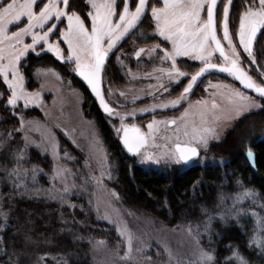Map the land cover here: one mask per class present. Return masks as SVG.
Returning <instances> with one entry per match:
<instances>
[{"label":"snow or ice","instance_id":"obj_1","mask_svg":"<svg viewBox=\"0 0 264 264\" xmlns=\"http://www.w3.org/2000/svg\"><path fill=\"white\" fill-rule=\"evenodd\" d=\"M75 4L76 0H0V83L6 86L0 90V105L10 109L17 119L18 127L7 134L8 142L14 139L15 134H19L20 140L16 143L23 144V148L12 150L15 164L7 170L8 178L19 179L31 175L35 186L37 172L43 171L36 165L24 166L27 163L25 156L29 145L36 144L29 134L31 125L39 123L37 117L29 119L24 110L32 105L41 108L44 106L41 91H29L25 85V61L29 52L37 55L47 52L58 61L71 63V70L86 82L103 113L107 117L119 119L118 126L110 124V127L118 134L123 149L138 157L141 163L186 164L200 157L202 152L206 153L210 142L220 141L223 125L253 109L264 110V104L260 103L264 101V63L258 59L254 47L258 34L264 36V0H239V11L236 10V0H86L88 10L83 14ZM146 19L154 24L153 33L159 39L149 47H139L134 56L140 58L142 54H146L158 59L162 66L145 73L132 72L129 68L127 74L133 79L141 76L153 78L155 83H149L146 87L147 95L154 99L161 91L169 93L173 82L180 83L182 79H187V83L176 98L160 100L138 110L140 113L152 114L146 125L147 131H144L138 123L128 122L126 119L137 115L135 108L121 112L110 106L106 93L112 95L113 90L111 87L105 89L103 77L107 72L110 56ZM13 27L16 28L15 31L12 30ZM26 38H30L31 42H26ZM62 45H66V49ZM121 55H124L122 51L116 55L118 62ZM178 58H189L199 62L200 66L194 72L182 70L178 66ZM213 72L227 74L243 88L230 83L208 81L205 90H212L209 96L190 100L194 86L206 74ZM252 73H255L256 78ZM34 74L37 77L52 75L58 81L63 80L61 73L51 67L37 68ZM67 83L71 90L72 82ZM246 90H252L255 95H250ZM140 91L143 92V89ZM119 96L128 99L125 91H120ZM138 98V95H133L131 100L134 103ZM21 101L22 108L18 107ZM184 102H187V107H183L178 116L162 119L156 117L158 110L182 107ZM56 127L59 125L49 128V135L37 144L44 151H51L52 187H34V191L36 195L43 191L47 193L46 198L75 208L77 205L71 201V196L88 192L89 185L99 188L104 178L113 179V173L107 164V153L95 159L96 149L92 145H89V153L83 164L75 170L61 163L58 141H55V132L52 130ZM162 129L167 134L159 136ZM49 136L52 137L51 142ZM158 137L164 141L163 144L157 143ZM5 143V140H0V148ZM73 143L76 141L73 140ZM64 155L67 156V152ZM247 156L254 167L251 148L247 149ZM69 159L75 161L76 157ZM97 168L101 170L100 175L95 174ZM237 183L240 181L237 180ZM13 186L21 187L15 181ZM24 188L25 192L21 195L29 191L27 185ZM107 191L110 199L107 201L106 213L107 208H112L113 202L120 199L115 189ZM89 195L91 197V193ZM241 198H249L253 204L261 200L250 188L243 189L237 199ZM2 199L0 196V200ZM88 203L92 205L93 200L90 198ZM79 207L83 210L84 206ZM225 207V211L218 213L225 225L233 217L239 223L241 214L247 215L251 210L236 204ZM260 207L264 209V204H260ZM95 210L99 217V201ZM0 214L7 219L6 213ZM252 215L257 220V231H264V216L255 211H252ZM104 218L115 224L120 236L126 237V250L120 259L125 262L137 260L144 247L142 244L134 245L138 238L128 229L126 222L121 228L119 220H111L108 214ZM211 222L212 215L209 214L208 220L201 225H187L184 231L190 243L183 252L174 250L167 240H159L163 252L167 254V259H162L161 264H212L217 261L216 256L213 257L210 251H206L210 249L215 252L212 247L215 241L210 232ZM202 233L208 234L207 247L202 243ZM2 239L0 237V242ZM253 241L258 242V238L252 237L249 245ZM225 247L230 249L231 256L223 258L224 264H231L233 259L236 264H249L237 246L228 244ZM157 256H161V253L158 252ZM144 259L151 261L152 258ZM10 264H16V261H11Z\"/></svg>","mask_w":264,"mask_h":264},{"label":"trees","instance_id":"obj_2","mask_svg":"<svg viewBox=\"0 0 264 264\" xmlns=\"http://www.w3.org/2000/svg\"><path fill=\"white\" fill-rule=\"evenodd\" d=\"M236 4V10L239 11V0H236ZM74 6L80 8L82 14L86 12L85 0H76ZM153 27L154 24L146 19L128 37L131 39L125 46H129L132 39L141 44L145 40H156V37H146L147 30H152ZM255 49L258 59L264 63V36L257 39ZM45 57V61L57 63L51 55L45 54ZM36 63L34 60L27 67V77L32 76L31 71ZM116 64L117 61L112 57L108 62L106 76L123 81L128 76L127 70L115 69ZM76 81L79 80L76 79ZM184 85L185 80L182 79L175 85V92L170 95L182 91ZM0 88L4 89L5 85L0 83ZM83 88L88 96L86 111L95 119L107 148L110 163L114 166L113 179L109 181V184L115 188H121L120 191L126 193V196H123L124 202L132 203L138 209L167 225H201L211 214L210 232L212 240L215 241L212 247L215 248L217 257L214 264H224L223 258L231 256L230 249L225 247L228 244L237 246L249 264H264V231L257 232L255 229L257 220L252 215V211H255L264 216V209L260 207V204H264V110L259 109L256 112L244 114L236 121L235 127L238 128L237 132L243 135L242 137L248 126L255 128L261 126L263 131L259 136L252 135L244 139L245 147L239 149L240 159H238L239 156L227 158L225 153H229L233 147L228 146V142H214L210 143L209 150L206 153L202 152L198 160L191 165L153 166L140 163L137 157L127 154L118 139V134L114 133L113 128L110 127V124L116 120L102 113L94 100L89 97L86 88L84 86ZM0 113V137H3L14 127H18V124L10 109L1 110ZM19 136L15 134L13 141H17ZM61 136L62 152H68L71 154L70 157H75L78 153L77 149L73 147L69 139ZM248 148H251L254 153V167L247 156ZM25 160L26 167L36 165L43 169L38 174L35 186L28 185L32 191H28L27 194L21 195L25 192L21 178H8V174L0 171V196L3 197L0 200V213L7 214V219L0 214V225L3 226L0 227V237L3 238L0 242V264H10L11 261H16V264H38V262L39 264H93L91 252L93 246L99 241L105 242L118 255L124 252V241L115 226L97 219L88 203V195L71 196V201L77 205L71 208L46 198L44 194L47 193L43 191L44 194L42 192L40 195L35 194L34 187L48 189L52 186L48 179L52 169V159L48 154L31 148ZM64 161L72 165L74 170L83 164L80 157H76L75 161L70 159H64ZM237 180L240 181L239 184ZM13 181L21 187L15 188ZM244 188L253 189L261 197L260 202L253 204L249 198L238 200L237 197ZM220 195L224 197L222 201L219 199ZM131 196L135 197L134 201L129 199ZM233 204L251 210L247 215L241 214L239 223L233 217L225 225L218 213L225 211V206ZM79 205L84 206L83 210ZM205 209L208 211H204ZM26 211H30L31 221L24 220ZM57 227L62 230L61 233L48 234L49 230L52 231ZM26 229L32 230L31 234L36 244L25 241ZM20 230H22L21 233ZM217 233L220 235L217 236ZM256 235L260 236V240L253 241L249 245L250 239ZM45 239L48 241L45 242ZM202 243L207 247V233H202ZM22 250L28 251V254H31L30 257L24 254L23 257ZM150 253L152 258L157 256L155 251ZM231 264H236V261L233 259Z\"/></svg>","mask_w":264,"mask_h":264},{"label":"rangeland","instance_id":"obj_3","mask_svg":"<svg viewBox=\"0 0 264 264\" xmlns=\"http://www.w3.org/2000/svg\"><path fill=\"white\" fill-rule=\"evenodd\" d=\"M87 10H88V6L86 7V11ZM20 26L22 27L23 25ZM12 30L15 31L16 28L13 27ZM136 32L138 31L136 30ZM146 37L147 38L155 37L153 33V29L147 30ZM156 38H157L156 40H151V41L145 40L144 43L142 44L139 43L138 41L134 42L136 40L133 39L131 40V42L129 43L130 44L129 47L125 48V50L123 51L124 55L120 56V58L122 57L123 59H125L124 62L128 61L126 64L127 69L130 68L132 72L145 73V72H150L154 67L162 66L158 59L148 57L146 54H142L140 58H136L134 56V52L138 50L139 47H149L150 44L152 45L153 43L158 42L159 38L158 37ZM53 39H55V37H53ZM26 42L30 43L31 42L30 38H26ZM165 46L167 47L168 45ZM62 47L66 49V45H62ZM45 54L51 55L57 61V63L53 61L52 62L47 60L45 61L44 60L46 58ZM34 60H36L37 63L33 66V69L31 71L32 76L27 77V69H28L27 67H29L31 62H34ZM178 61H179L178 66H180L182 70L189 72L196 71L200 66L199 62L191 61L189 58H178ZM134 62L137 63L138 65L137 66L134 65ZM214 62L216 61L214 60ZM60 66H64V67H60ZM40 67H44V68L51 67L57 69L61 73L63 80L58 81L52 75H48L46 77H37L34 74L35 69ZM193 68L195 70L192 71ZM71 69H72L71 63L68 62L61 63L50 53L44 52L40 55H37L35 53L29 52L28 57L25 61V75L27 77L25 81V85L29 91H33V92L38 90L41 91V94L44 99V106L43 108H41L36 105H32L30 106L29 109H25L24 111L26 112L27 117L29 119H31L32 117H37L39 120V123H34L33 125H31L29 134L31 138L36 141V144L29 145L27 152L31 148H35L39 150L41 153L48 154L52 159L50 149L48 151H44L42 148L37 147V144H40L43 138L49 135L48 133L49 128H52L53 125H59V127L53 128L52 130L55 132V141H58V151L60 152L61 163H64L68 167L73 168L72 165L67 164V162L64 161V159H69L71 154L67 152V156H65L64 153L62 152L61 144H60L62 137L61 135H63L64 137H66L71 141L73 147L78 151L75 157H80L82 162L84 161L85 156L88 155L89 153V145H92L96 149L95 159L100 158L104 153H107L108 155V151L104 144L102 136L98 130L95 119L90 117L88 112L86 111V107H87L86 99L88 96H86L87 94H85L83 86L79 84L81 82L76 81V79L77 80L79 79L74 75V72ZM252 74L254 78H256L255 73ZM103 80H104L105 89L111 87V89L113 90L112 95H107L106 93V99L109 101L112 108L121 112L130 111L133 108H135L137 110V115L126 119L128 120V122L138 123L144 131H147L146 125L147 122L151 120L152 114L140 113L138 110L142 107L150 106L154 102H160V100L167 101L170 99H174L181 92L180 91L178 93H175V96H170V94L175 92L174 89H175V85L177 84L176 82H173L170 85L169 93H162L161 91V93L156 94L157 98L154 99L152 96L147 95L148 89L146 87L147 84L149 83H155V80L153 78H144L141 76L136 79H133L131 76L128 75L125 80L119 81L115 77H113L112 79L111 77H107L105 75ZM183 80H185V85H186L187 79H183ZM68 81L72 82L73 88L71 90L68 87V83H67ZM208 81H212L213 83H230V84H234L236 87H239L237 83L233 80V78L228 77L227 74L212 73L204 78V80L201 83L202 85H200L199 92L193 93L192 95L190 94V100L194 101L196 99L209 96V92L212 90L211 89L207 91L205 90ZM41 84H43L42 89H41ZM141 89H143V92L140 91ZM0 90L3 89L0 88ZM120 91H125L128 94L127 100L124 97L119 96ZM87 92L89 94V97H91L94 100V98L91 96L88 90ZM249 94L253 95L251 93ZM133 95H138L139 97L138 99H136L134 103L131 100V97ZM218 102L220 101L218 100ZM260 103H262V101H260ZM18 107L20 108L23 107L22 101L19 102ZM183 107H187V102H184L182 107L177 106L176 108H169L167 110H158L156 113V117L158 119L176 117L183 110ZM5 109L6 108L3 105H0V112L1 110L5 111ZM6 110L8 111V109ZM258 110L259 109H253L248 113L256 112ZM45 113H47V115H45ZM110 118L116 120L115 122H112L113 125L116 126L119 125V119L117 117H110ZM239 119L240 117L222 126L220 130V135H221L220 141L210 142V143L228 142V146L232 145L233 147L231 151L229 153H225L227 154V158L239 156L238 159H240L241 154L239 153V149L241 147L242 149H244L245 147L244 139L252 135L259 136L263 132L261 126H258V128L260 127V129L255 128L253 126L250 127L248 126V129L245 131L244 137H242L243 135L238 133L237 132L238 128L235 127L236 121ZM31 129H38V130H31ZM165 134L167 133L162 129L159 136H163ZM0 140L6 141L5 146L0 148V171L3 172L4 174H8L7 170L12 168L15 164L14 159L12 157V150L16 149L17 147L23 148V144H17L16 141L15 142L13 141V139L10 142H8L7 135L0 137ZM19 140H20V136L18 137L17 141ZM49 140L51 142L52 137L49 136ZM73 140L76 141L75 144L73 143ZM157 143L163 144L164 141L158 137ZM77 145H79V147ZM81 148H83L84 150L81 151ZM137 159L139 161L138 157ZM107 164L111 168V171L114 175L113 172L114 166L112 165V163H110L109 156H108ZM144 164H151L153 166L174 165V164L165 165L163 163L160 165H156L153 163H144ZM52 165H53V159H52ZM100 171L101 170L97 168L95 174L100 175ZM38 174L39 172H37L36 174V179L39 176ZM51 174L52 173L50 172L48 177L49 181H51ZM21 180L24 185L33 186L31 175H29L28 177H21ZM109 181L110 180H108L107 178H104L102 186H100L99 188H96L93 185H89L88 192L82 193L80 196H84L85 194L88 195L87 197L89 199L91 198L93 200V204L90 205V207L95 213V216L97 217L98 220L107 222L115 226L114 223L109 222V219L104 218L105 214H108L111 220H119L121 228H123L124 223L126 222L128 229H130L133 232V234L138 238L136 241H134V245L142 244L144 247V251L142 255L137 258V260L125 262L120 259V257L123 256L124 252L121 255H117L115 254L116 252L110 249L105 242L103 244L96 243L97 246L96 247L93 246L91 252L92 255L91 261L93 262V264H161L162 259H167V254L163 252L162 245L158 243L159 240H167L170 243L171 247L176 251L183 252L186 250V248L189 246L190 243V239L184 231L187 225L184 224L167 225L165 223L159 222L150 214H147L144 211L138 209L132 203L130 204L129 201H128L129 203L127 204V202H124L123 199V196H126V193L124 191L121 192L120 191L121 188L118 189L115 188L114 186H111L109 184ZM79 182L80 181L77 180V183ZM108 189H115L119 193L120 199L119 201H114L113 207L107 208V213H106L105 208L107 205V201L110 199L107 191ZM28 190L32 191L30 190V187H28ZM89 193H91V197ZM44 195L47 196V194ZM223 198L224 197L220 195L219 199L221 201L223 200ZM129 199L134 201L135 197L131 196ZM97 201H99V205L101 209L99 217H98V213L95 210V205ZM113 209L118 210V212L114 211ZM29 217H30V211H26L24 220L31 221ZM255 227H256L255 229H257V225ZM31 231H32L31 229H26L25 232L23 231L25 233L24 236L26 239L25 241H27V243L36 242L33 239L34 236H32ZM60 231L62 230L59 229V227H57L54 228L52 231L49 230L48 234L52 233L56 235ZM21 232L22 230H20V233ZM40 235H42L41 232ZM256 237L258 238V240H260L259 235H256ZM121 238L124 241V251H125L126 237L121 236ZM45 240H46L45 242L48 241L47 239ZM181 241H183V244H181ZM151 251H155L156 255L158 252H160L161 256L153 257L155 258L154 260L151 257V253H150ZM21 254L23 257L24 255L30 257L31 255V254L29 255L28 251L25 250H22ZM144 257H151L152 259L151 261H148L145 260ZM185 259L187 260V257Z\"/></svg>","mask_w":264,"mask_h":264},{"label":"flooded vegetation","instance_id":"obj_4","mask_svg":"<svg viewBox=\"0 0 264 264\" xmlns=\"http://www.w3.org/2000/svg\"><path fill=\"white\" fill-rule=\"evenodd\" d=\"M259 37H260V35H259ZM258 37V38H259ZM149 38H152V37H149ZM257 38V39H258ZM131 39V38H130ZM130 39H128V37H126L125 38V40L124 41H122L121 42V44L119 45V47H118V49L116 50V52H115V54H113V55H111L110 56V58H109V60H111V58H112V56H114L115 57V60H116V55H119L120 54V52L122 51H124L125 50V48H128L129 46H125V45H127V42L130 40ZM133 40H135V39H133ZM131 42V41H130ZM134 42H137V41H134ZM256 43V42H255ZM130 45V44H129ZM150 46H151V44H150ZM254 47H255V45H254ZM122 49V50H121ZM124 60L125 59H123L122 57L120 58V62H118L117 60V64H116V67H115V69H117V70H120V69H126L127 70V67H126V64H127V62H124ZM59 62H61V63H66V62H64V61H59ZM109 62V61H108ZM122 62V63H121ZM131 64H133V63H131ZM134 65H138L137 63H135L134 62ZM74 75H75V73H74ZM106 75V74H105ZM104 75V76H105ZM104 78V77H103ZM204 80V79H203ZM202 80V81H203ZM80 81V80H79ZM81 82V81H80ZM236 83H237V85L240 87V85L238 84V82L237 81H235ZM202 83V82H201ZM201 83L196 87V88H194V90H193V92L191 93V95L193 94V93H197V90L199 89V87H200V85H201ZM81 84L85 87V85L81 82ZM86 88V87H85ZM241 88V87H240ZM87 89V88H86ZM199 92V91H198ZM252 94V93H251ZM170 96H175V95H170ZM97 105V104H96ZM111 105V104H110ZM195 162V161H194Z\"/></svg>","mask_w":264,"mask_h":264},{"label":"water","instance_id":"obj_5","mask_svg":"<svg viewBox=\"0 0 264 264\" xmlns=\"http://www.w3.org/2000/svg\"><path fill=\"white\" fill-rule=\"evenodd\" d=\"M258 37H259V34H258ZM213 73H216V72H213ZM212 74V73H211ZM208 75H210V74H206L204 77H202L201 78V81L200 82H198V84L197 85H195L194 86V88H196L201 82H202V80L205 78V77H207ZM75 76L85 85V87L87 88V90L89 91V93L91 94V91H90V89L88 88V86H87V84H86V82H84L83 81V79L82 78H80L77 74H75ZM239 84V83H238ZM240 87L241 88H243V86L242 85H240ZM247 92H249V93H252L253 95H255V93H253L252 92V90H246ZM91 96L94 98V100H95V102H96V104H97V106H98V108H99V105H98V102H97V100H96V98L94 97V95L93 94H91ZM111 106V105H110ZM112 107V106H111ZM100 109V108H99ZM100 111L103 113V111L100 109ZM120 141V140H119ZM121 143V142H120ZM122 145V144H121ZM125 150V149H124ZM126 151V150H125ZM128 155H130V156H132L131 154H129V153H127ZM199 157H197V158H194L192 161H190V162H188V163H186L185 165H190V164H192L195 160H197Z\"/></svg>","mask_w":264,"mask_h":264},{"label":"clouds","instance_id":"obj_6","mask_svg":"<svg viewBox=\"0 0 264 264\" xmlns=\"http://www.w3.org/2000/svg\"><path fill=\"white\" fill-rule=\"evenodd\" d=\"M206 251H210V254L215 257V252L214 251H211L210 249H206ZM212 264H214V261L212 262Z\"/></svg>","mask_w":264,"mask_h":264}]
</instances>
